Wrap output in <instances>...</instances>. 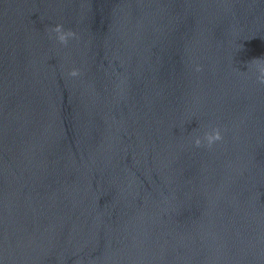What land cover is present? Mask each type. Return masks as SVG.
I'll list each match as a JSON object with an SVG mask.
<instances>
[{
    "label": "water",
    "instance_id": "obj_1",
    "mask_svg": "<svg viewBox=\"0 0 264 264\" xmlns=\"http://www.w3.org/2000/svg\"><path fill=\"white\" fill-rule=\"evenodd\" d=\"M254 59L264 0H0V264H264Z\"/></svg>",
    "mask_w": 264,
    "mask_h": 264
},
{
    "label": "clouds",
    "instance_id": "obj_2",
    "mask_svg": "<svg viewBox=\"0 0 264 264\" xmlns=\"http://www.w3.org/2000/svg\"><path fill=\"white\" fill-rule=\"evenodd\" d=\"M50 33H55L56 34V39L64 45H67L69 38L75 37L76 33L72 30L65 31L63 25H56L54 28L49 29ZM254 63L261 65L259 67L260 71V76L258 77V81L261 84H264V62L254 59ZM197 71H200L201 69L197 67ZM70 75L72 77H77L80 75V70L79 69H73L70 72ZM223 139L222 133L220 129L214 128L210 132L205 133L204 138L201 139L200 137H197L195 139V146L200 147L204 144V141L207 142V146L211 148L217 141H221Z\"/></svg>",
    "mask_w": 264,
    "mask_h": 264
}]
</instances>
